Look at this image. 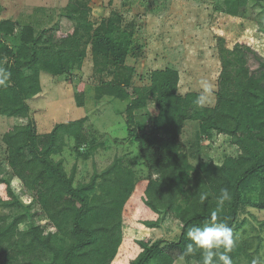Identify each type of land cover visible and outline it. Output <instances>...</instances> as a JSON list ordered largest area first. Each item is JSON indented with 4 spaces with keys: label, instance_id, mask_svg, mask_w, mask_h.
Returning a JSON list of instances; mask_svg holds the SVG:
<instances>
[{
    "label": "trees",
    "instance_id": "1",
    "mask_svg": "<svg viewBox=\"0 0 264 264\" xmlns=\"http://www.w3.org/2000/svg\"><path fill=\"white\" fill-rule=\"evenodd\" d=\"M213 1L217 12L254 19L264 33V0ZM65 10L95 39L91 59L99 78L94 101L131 100L124 124L146 169V205L160 214V224L171 219L179 228L172 240L138 241L141 252L129 264H150L159 256L178 259L190 243L188 229L210 223L214 211L233 229V264H251L260 257V243L254 246L251 238L237 234L247 222L244 214L250 209L264 211V56L243 43L229 48L219 37L215 103L200 107L195 103L197 93L179 94V72L171 65L154 70L149 85H132L135 67L126 59L138 58L143 45L124 28L120 12L112 11L96 27L91 20L94 9L87 1L69 0ZM83 60V54L38 47L29 26L0 20V68L11 73L7 86L0 87V116L21 120L1 137L4 161L21 187L15 190L0 175L8 195L0 198V264H112L121 246L123 213L137 184L135 161L116 156L87 181L75 182V167L68 174L54 157L70 140L75 156L88 160L106 148L105 141L97 132L85 130L87 117L38 132L28 102L42 92L41 73L70 75ZM75 100L78 107L84 106L82 93ZM148 102L155 105L153 115L147 111ZM189 122L195 134L183 141ZM217 137H224L233 152L218 161L212 156L200 159L202 143ZM221 189L231 197L222 207ZM24 196L30 199L28 204L22 201ZM24 217L20 228L18 220ZM183 261L202 264V255L198 252Z\"/></svg>",
    "mask_w": 264,
    "mask_h": 264
},
{
    "label": "rangeland",
    "instance_id": "2",
    "mask_svg": "<svg viewBox=\"0 0 264 264\" xmlns=\"http://www.w3.org/2000/svg\"><path fill=\"white\" fill-rule=\"evenodd\" d=\"M69 0H0V20H12L19 26H29L37 46L61 52L83 54L81 68L72 74L52 77L40 74L42 92L29 100L31 116L36 121L40 133L48 132L53 125L87 117L85 130L97 132L105 141L106 148L98 149L93 157L82 160L72 151L73 141L60 156L54 157L63 162L66 172L76 169L75 182L87 181L94 171H101L116 156L124 160L135 161L133 167L137 184L123 213V240L112 264H129L140 254L138 241L150 242L172 240L178 235L177 223L171 219L160 224V214L154 212L145 203L143 189L146 183V169L142 165L137 146L127 139L124 111L130 99L120 101L103 98L95 102L94 87L98 84V75L92 62L91 52L95 39L86 31L80 30L73 18L65 10ZM93 7L91 20L106 18L112 11L122 14V25L132 30L137 43L143 45L138 58H127L126 64L135 67L134 86L150 84V75L154 70L171 65L179 72L178 92L185 95L190 92L200 95L201 81H207L212 94L206 106H213L217 90L220 63L217 55V42L221 37L225 45L231 48L235 43L250 45L264 56V33L254 19L231 18L215 10L213 0H85ZM128 1V2H127ZM154 9L157 12L153 11ZM100 14V16H99ZM29 72H25L28 74ZM104 79L109 80L110 76ZM83 94L84 106L76 105L75 95ZM150 115L156 113L155 105L147 103ZM21 120L0 116V175L19 190L20 183L12 179V172L4 161V146L1 137L11 131ZM193 123L189 122L182 133V140L192 139L195 134ZM217 137L213 141L203 142L200 159L209 156L220 158L234 148ZM220 160V159H219ZM192 161V160H191ZM194 162V161H193ZM126 163V164H127ZM7 186L0 185V198L8 199ZM25 204L30 202L27 196L22 198ZM247 222L239 229L238 236L251 238L253 245L260 243V258L264 259V211L250 209L244 214ZM27 219L18 220L20 228ZM150 264H186L179 258L173 260L166 256L158 257Z\"/></svg>",
    "mask_w": 264,
    "mask_h": 264
},
{
    "label": "clouds",
    "instance_id": "3",
    "mask_svg": "<svg viewBox=\"0 0 264 264\" xmlns=\"http://www.w3.org/2000/svg\"><path fill=\"white\" fill-rule=\"evenodd\" d=\"M11 73L4 68H0V87H6ZM201 92L195 103L204 107L209 102L212 94L211 85L207 81H201ZM230 194L227 189H221L218 197V204L222 207L226 201L230 200ZM201 201L206 199V194H202ZM187 237L190 240L179 260L183 261L187 256L200 253L202 255V264H233L230 253L233 251L236 239L233 229L226 223L219 221L218 212L211 214V222L203 226L193 225L187 231ZM251 264H264V259L256 257Z\"/></svg>",
    "mask_w": 264,
    "mask_h": 264
}]
</instances>
